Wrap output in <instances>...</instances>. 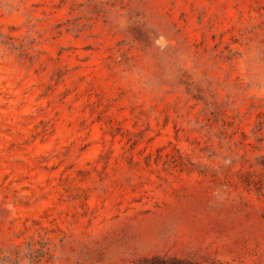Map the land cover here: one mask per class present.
Returning a JSON list of instances; mask_svg holds the SVG:
<instances>
[{
	"label": "rangeland",
	"instance_id": "374dc122",
	"mask_svg": "<svg viewBox=\"0 0 264 264\" xmlns=\"http://www.w3.org/2000/svg\"><path fill=\"white\" fill-rule=\"evenodd\" d=\"M264 264V0H0V264Z\"/></svg>",
	"mask_w": 264,
	"mask_h": 264
},
{
	"label": "trees",
	"instance_id": "16d2710c",
	"mask_svg": "<svg viewBox=\"0 0 264 264\" xmlns=\"http://www.w3.org/2000/svg\"><path fill=\"white\" fill-rule=\"evenodd\" d=\"M151 264H198V263L189 260L179 259V258H172V259L157 258V259H152Z\"/></svg>",
	"mask_w": 264,
	"mask_h": 264
}]
</instances>
